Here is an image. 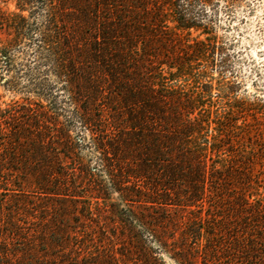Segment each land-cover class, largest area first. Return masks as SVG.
Returning <instances> with one entry per match:
<instances>
[{"label":"trees","instance_id":"trees-1","mask_svg":"<svg viewBox=\"0 0 264 264\" xmlns=\"http://www.w3.org/2000/svg\"><path fill=\"white\" fill-rule=\"evenodd\" d=\"M192 2L17 0L16 10L11 12L0 6V33L8 37L5 43L0 40V44H4L0 48V62L6 63L8 68L10 50L19 45L20 39L29 31L39 33L47 54L43 59L54 63L58 76L66 78L69 86L65 90L75 106L74 115L81 123L94 127L102 122V118H89L88 109L83 110L78 105L82 98L88 97L91 102L105 99L99 84H108L111 102L106 104L108 120L104 125L113 129L114 139L110 143L94 139L100 153L110 149L108 153L112 155L107 158L102 153L101 161L114 190L125 204L137 201L159 210L156 216L145 217L129 209L126 222L130 229L138 222H147L148 218L155 222L154 227L171 224L173 217L168 213L171 206L191 210L194 216L182 215L183 222L179 223H184L186 230L196 229L206 217L201 209L193 211L191 207L203 208L206 203L211 207L206 199L217 196L221 200L224 192L223 175L229 172L223 163L222 145L227 117L216 109L222 96L218 100L211 99L212 82L191 93H186L179 84L173 85L208 77L205 71H197L198 62L211 63L213 60L205 56L206 42L190 40L191 30L198 28L192 19H188L187 7ZM34 4H42L46 12L45 24L29 30ZM86 23L94 26L97 37L93 46L82 49L71 38L72 30L81 31ZM71 26L74 29H70ZM156 32L164 35L162 41L168 43L171 50L168 53L182 48V52L191 54L183 57L176 54L172 61L165 54L162 57L161 53L147 47L149 41L159 42L157 39L162 36ZM98 38L102 40L100 47L97 46ZM0 85L7 91L16 90L11 80H1ZM27 87L36 94L37 103L27 99L23 106H0V146L6 152L0 154V177H10L6 180L11 186H15L12 177H19L21 190L31 181L34 192L44 195L76 196L80 189L88 186L94 190L91 192L96 190L102 197L107 188L101 179L94 178L88 169L72 167L78 163L74 142L70 129L61 124L62 115L52 94V85L40 82ZM229 120L230 129L234 131L236 125L233 119ZM97 133L95 130V135ZM229 173L234 175V172ZM85 206L81 209L82 214L90 210L88 205ZM60 208L64 209L65 204L60 203ZM83 217L90 220L87 215ZM80 226L85 233L67 232L62 246L73 245L74 240L78 241L76 249L86 250L94 243L92 225L84 222ZM17 230L13 227V232ZM197 231L196 239L200 241L203 229ZM190 235L186 232L183 238L188 239ZM165 238L170 237L165 234L162 239Z\"/></svg>","mask_w":264,"mask_h":264},{"label":"rangeland","instance_id":"rangeland-1","mask_svg":"<svg viewBox=\"0 0 264 264\" xmlns=\"http://www.w3.org/2000/svg\"><path fill=\"white\" fill-rule=\"evenodd\" d=\"M16 3L17 0H2L0 6L11 12L16 10ZM31 9L34 13L28 22L29 30L43 27L46 12L42 4H34ZM187 9L188 19L198 26L191 30L190 40L206 42L205 56L213 60L198 62L197 71H205L208 77L173 85L179 84L186 93H191L212 82L211 99L222 96L216 109L227 117L223 163L229 172H234L233 176L227 171L223 175L221 200L212 196L206 199L211 207L208 203L203 208L191 207L193 211L201 209L206 221L197 224L196 229L186 230V225L179 222H183L182 215L192 217L193 212L171 206L168 213L173 217L172 225L154 227L155 222L148 218L145 223L134 224L133 229L128 227L129 209L145 217L156 216L159 210L135 200L125 204L101 161L102 153L107 158L112 155L110 149L100 153L96 140L110 143L114 139L113 129L104 125L108 120L106 104L111 102L108 84H99L105 99L91 102L88 97L82 98L78 105L88 109L89 118H102V122L94 127L81 123L65 90L69 86L66 78L58 76L54 63L43 59L47 54L42 48L41 35L29 31L10 50V66L7 68L6 63L0 62V84L1 80H11L16 85L15 92L0 85V106H23L27 99L37 103L39 99L27 86L40 82L52 85V94L62 115L61 124L70 129L74 142L78 163L72 167L88 169L107 189L102 197L96 190L91 192L94 190L88 186L76 196L44 195L34 192L31 181L21 190L19 177H12L15 186L7 182L10 177H0V264H264V0H203L202 3L193 0ZM87 25L81 31L72 30L71 38L82 49L93 46L97 37L94 26ZM156 34L162 36L157 39L159 42L149 41L147 47L162 57L165 54L172 61L176 54L179 57L191 54L182 52V48L168 53L171 50L162 41L164 35ZM0 40L5 43L7 35L0 33ZM101 42L98 38V47ZM44 104L49 105L45 101ZM230 118L236 125L234 131L230 129ZM95 130L103 132L95 135ZM3 149L0 146L1 155L6 153ZM60 203L65 204L64 209ZM75 203L77 206L72 207ZM85 205L90 210L82 214ZM59 219L65 226L60 225ZM84 222L92 225L94 243L86 250L76 249L78 241L74 240L73 245L62 246L67 232L85 233L80 226ZM13 227L19 230L13 232ZM200 229H203V238L199 241L196 234ZM186 232L192 234L188 239L183 238ZM165 234L170 238L162 239Z\"/></svg>","mask_w":264,"mask_h":264}]
</instances>
